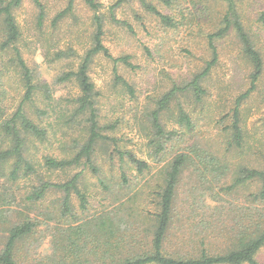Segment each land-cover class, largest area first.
<instances>
[{
	"label": "rangeland",
	"instance_id": "rangeland-1",
	"mask_svg": "<svg viewBox=\"0 0 264 264\" xmlns=\"http://www.w3.org/2000/svg\"><path fill=\"white\" fill-rule=\"evenodd\" d=\"M38 1L44 13L41 24L39 8L31 0H24L14 11L20 35L12 48H1L4 37L0 17V122L13 115L25 95L15 48L35 87L30 101L23 104L24 111L46 132L44 140L32 139L28 144V153L40 164L44 156L70 159L86 142L90 112L76 113L81 96L77 81L61 78L78 70L93 46L96 26L94 13L80 0H74L71 10L55 24L56 16L69 7L70 0ZM95 1L101 5L96 14L103 18L102 45L111 57L96 55L87 73L94 86L92 109L100 134L105 137L97 142L91 156L97 174L92 173L84 158L76 168L40 171L41 177L52 183H64L79 174L78 187L86 197L87 210H81L79 199L71 195V211L64 214V194L53 190L39 203L28 204L23 198L32 185L37 186L36 178L18 179L13 185L0 177V251L13 226L26 217L36 224L34 234L19 245L20 264L29 263L34 253L50 254L53 229L79 225L105 212L115 214L119 229L115 239L133 222L139 229L130 228L128 235L136 231L141 239L148 236L158 211L157 196L164 172L179 155H186L188 160L176 185L177 217L172 233L179 225L192 237L202 233L201 200L213 198L222 199L229 209L228 226L245 224L250 195L259 190L258 182L235 188L228 196L220 188L230 186L242 167L264 169V23L258 20L264 12V0H235L234 4L235 15L263 65L247 96L253 68L232 27L222 38L212 39L216 50L212 62L208 38L224 27L225 16L228 21L233 17L227 3L172 0L166 6L148 0L161 14L173 19L170 27L139 3H125L114 9L112 21L109 8L117 0ZM209 64L210 70L201 83L204 95L197 100L187 86ZM173 89L177 92L158 120L167 139H159L152 113ZM235 110L242 132L239 145L233 138ZM181 113L188 117L189 127L180 122ZM157 143L162 145V152L157 153ZM126 152L147 164L141 175L124 156ZM190 207L197 208V216L189 214ZM221 241L211 238L212 246ZM256 259L264 263V248Z\"/></svg>",
	"mask_w": 264,
	"mask_h": 264
},
{
	"label": "trees",
	"instance_id": "trees-1",
	"mask_svg": "<svg viewBox=\"0 0 264 264\" xmlns=\"http://www.w3.org/2000/svg\"><path fill=\"white\" fill-rule=\"evenodd\" d=\"M24 0L0 1L1 28L4 41L2 49L12 48L19 40V29L14 18V11L21 6ZM38 8V23L41 24L44 13L38 0H31ZM93 13V22L96 26L93 34V46L87 52L85 59L74 73L64 75L61 80L67 81L75 78L80 89V97L77 99L78 108L76 113L81 114L89 110L88 136L81 150L70 159H57L51 156L42 157L39 164L35 158L28 153V144L32 139L42 141L45 138V130L30 120L24 111V102L30 101L35 87L31 84V75L23 61L19 57L18 51L14 48L17 62L23 71L25 82V95L23 103L19 105L13 115L0 122V177L16 185L18 179L36 178L37 186L32 185L23 200L28 204L39 203L44 199L49 191H60L64 194L62 212L69 214L70 198L75 195L80 202L81 210H87V201L84 193L79 189L78 183L80 175H74L64 183H52L41 177L40 171L45 169L48 173L55 171H65L76 168L84 158L93 174H97V169L91 164V156L97 142L105 139L100 134V129L96 122V115L92 109L94 86L90 82L88 66L92 59L103 54L106 58H111L107 49L102 45L103 18L96 13L101 5L95 0H80ZM168 6L172 0H158ZM227 3L229 13L233 11V17L228 21V16L223 18L224 27L219 29L213 36H209V47L213 52V63L215 62V47L213 38H222L232 27L241 42L242 52L251 64L253 71L250 75L251 88L254 89L262 72V59L253 46L249 36L244 31L239 17L235 15V0H218ZM74 0H70L69 7L58 14L53 21L55 24L62 19L72 8ZM125 3H139L145 11L153 14L164 25L173 26V19L161 14L148 0H117L109 8V18L115 21L113 16L114 9ZM259 22L264 23V12L259 15ZM126 64V59H123ZM212 64V63H211ZM200 74L196 75L188 84L197 100L204 95L201 83L207 76L210 66ZM176 89L168 92L162 101L158 103V108L152 113V124L159 139H167V133L162 130L159 124V114L166 108L172 99ZM1 110V108H0ZM233 138L237 145L242 141V132L238 126L237 110L234 111ZM1 120V117H0ZM181 123L189 127V119L181 113L179 116ZM157 153L162 152V145L157 143ZM128 162L133 165L138 175L146 169L147 164L137 159L132 153H123ZM186 155L177 156L164 172L162 187L157 196V212L152 218V231L145 238L141 239L140 234L129 233V229L138 230V226L133 223H125L127 228L119 238L115 235L119 229L112 212L101 213L88 221L79 225H68L67 227H57L53 233L49 244L50 254L42 256L34 253L27 264H264L256 259L257 254L264 248V169L255 170L242 167L238 170L236 177L230 186L220 188L221 192L228 196L235 188L245 186L247 183L258 182L259 190L256 194H251V204L246 223L228 226L226 218L228 208L222 199L201 200V226L202 233L190 236L184 226L178 227L177 232L172 233L175 217V191L180 173L187 163ZM124 178V176H123ZM99 183L105 187L104 183ZM129 203V202H128ZM197 209V208H196ZM196 209L190 207V215L197 216ZM36 224L29 218H25L20 224L13 226L6 237L3 249L0 251V264H20L21 258L19 245L24 244L25 240L34 234ZM117 228V229H116ZM127 232V234H126ZM216 241L223 239L220 245L211 244V238ZM28 262V261H26ZM21 264H24L21 261Z\"/></svg>",
	"mask_w": 264,
	"mask_h": 264
}]
</instances>
